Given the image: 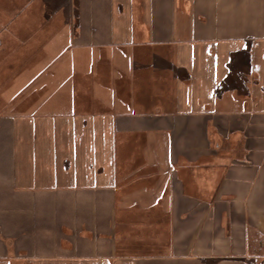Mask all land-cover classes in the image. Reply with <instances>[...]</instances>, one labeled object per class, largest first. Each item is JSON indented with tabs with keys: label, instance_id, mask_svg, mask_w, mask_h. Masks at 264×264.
<instances>
[{
	"label": "crops",
	"instance_id": "crops-1",
	"mask_svg": "<svg viewBox=\"0 0 264 264\" xmlns=\"http://www.w3.org/2000/svg\"><path fill=\"white\" fill-rule=\"evenodd\" d=\"M58 5L0 49V264H264V0Z\"/></svg>",
	"mask_w": 264,
	"mask_h": 264
},
{
	"label": "rangeland",
	"instance_id": "rangeland-1",
	"mask_svg": "<svg viewBox=\"0 0 264 264\" xmlns=\"http://www.w3.org/2000/svg\"><path fill=\"white\" fill-rule=\"evenodd\" d=\"M30 1L32 0H0V9L6 12L5 14H7V16L11 17L14 9L16 7H19V10H20L19 16L24 17L25 19L23 21L24 24L22 23V21H20V23H18V21H15L13 24L9 21L8 22L6 21L3 23L2 29L0 30V37H2L3 35L2 44L4 46H2L1 44L0 49L3 51L4 54L9 52V49L11 48L12 43L17 39V47L19 46V48L23 50L22 54L33 55L32 60H35V59L38 60L39 59L38 50L28 48V43L30 42L31 44H33V46L35 45L36 48H39L40 47L39 43L43 40V37L45 36L43 34V27L50 30V33H53L57 28V24H52L49 26L37 25L35 23V19L39 16L38 10L41 9L43 1H46L50 3L52 7L57 8V10H54V13L52 14V16H55L56 18L63 17V14L60 13V8H58L59 7L58 3L59 1H62V0H34L33 2L29 3ZM31 7L32 9H31V15H30V13L28 12H30ZM27 21L28 23H31V24L27 25ZM12 40L14 41L12 42ZM39 67L41 68V65ZM10 75L11 74H6L5 71L2 72V70H0V79L2 78L4 80L5 77L8 78ZM23 75H24V78H23L22 83L20 84L25 83L28 79L31 78L30 76L31 73H27ZM254 77L255 79L253 80V82L257 86H259V95L260 97L264 98V72L260 70V72L258 74H255ZM1 91L3 90H0V92ZM24 92H26V90H24ZM39 94L41 93L33 92V89H32L31 96L35 97L34 98L35 100L38 99L37 97ZM23 97H25V94L23 95ZM24 99L27 100V98H24ZM262 106H264V104H262ZM18 107L24 109L25 104H21ZM10 108H11L10 104L0 107V112L2 113L4 111L9 110Z\"/></svg>",
	"mask_w": 264,
	"mask_h": 264
}]
</instances>
